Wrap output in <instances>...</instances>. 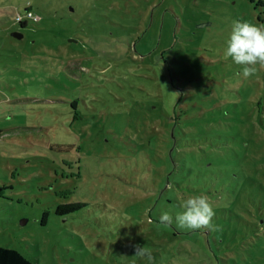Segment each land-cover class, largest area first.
<instances>
[{
  "label": "rangeland",
  "instance_id": "obj_1",
  "mask_svg": "<svg viewBox=\"0 0 264 264\" xmlns=\"http://www.w3.org/2000/svg\"><path fill=\"white\" fill-rule=\"evenodd\" d=\"M28 1L0 0V245L35 264H149L135 245L152 264H264V69L223 58L264 0H59L34 11L90 19L54 48L15 21ZM196 195L217 231L175 226ZM68 201L86 204L57 214Z\"/></svg>",
  "mask_w": 264,
  "mask_h": 264
},
{
  "label": "clouds",
  "instance_id": "obj_2",
  "mask_svg": "<svg viewBox=\"0 0 264 264\" xmlns=\"http://www.w3.org/2000/svg\"><path fill=\"white\" fill-rule=\"evenodd\" d=\"M226 45L223 58L225 60L231 58L237 65H242L241 75L244 79L264 69V24L233 21ZM180 207L183 211L175 214V226L178 229L218 230L219 226L213 224L214 206L206 195L191 196L182 201ZM160 222L171 224L173 216L169 212H163ZM134 248V256L146 259L149 264H152L154 257L151 250L139 245H135Z\"/></svg>",
  "mask_w": 264,
  "mask_h": 264
},
{
  "label": "trees",
  "instance_id": "obj_3",
  "mask_svg": "<svg viewBox=\"0 0 264 264\" xmlns=\"http://www.w3.org/2000/svg\"><path fill=\"white\" fill-rule=\"evenodd\" d=\"M57 1L59 0H36V7L33 6L29 1L26 3L25 6V11L27 9L32 10L36 15H38L37 20H32V19H21V20H16L15 16V21L18 22L22 27H27L28 26V21H33L39 25H41L40 29L37 30H32V32L37 33V37H41V39L45 40L48 45H50L52 48L54 47H59V44L61 42H67V38L69 36H78L77 41H72V45H77L79 44V32L81 31V25L79 26V19L81 15L78 12V9L75 7H72V10L67 11L68 14H70V17H59V16H43L37 13V11H34V7L36 10L42 8L46 12L47 9L50 11V14L56 13L57 12ZM82 7L80 4L78 8ZM90 8V7H88ZM68 10V9H67ZM85 11V10H84ZM76 16H80L79 19L75 18ZM83 20V24H87L88 20L87 18L81 17ZM48 25H51L48 27ZM13 36V35H12ZM14 37V36H13ZM70 42V41H69ZM15 49V48H14ZM58 49V48H57ZM42 54L46 55L48 58V62L50 61V64L53 62L54 65L57 63L61 64L60 66L65 65L67 62V58H64L62 54L56 55L54 53H45L42 52ZM60 57V58H59ZM55 58L60 59V62L56 61ZM71 105L75 107L76 105V99L71 101ZM64 193V192H63ZM65 194V193H64ZM86 203L83 201H68L65 203H60L56 207V213L60 215H64L68 212H73L75 210L80 209L82 206H84ZM49 216V211L45 210L43 213L42 217V223L45 224ZM71 263V261H69ZM0 264H35L33 260H31L28 256H26L24 253H22L19 249L15 247H9V246H4L0 245Z\"/></svg>",
  "mask_w": 264,
  "mask_h": 264
},
{
  "label": "built area",
  "instance_id": "obj_4",
  "mask_svg": "<svg viewBox=\"0 0 264 264\" xmlns=\"http://www.w3.org/2000/svg\"><path fill=\"white\" fill-rule=\"evenodd\" d=\"M32 19V20H37L38 15H36L32 10L27 9L24 14L18 13L16 16V20H21V19Z\"/></svg>",
  "mask_w": 264,
  "mask_h": 264
},
{
  "label": "water",
  "instance_id": "obj_5",
  "mask_svg": "<svg viewBox=\"0 0 264 264\" xmlns=\"http://www.w3.org/2000/svg\"><path fill=\"white\" fill-rule=\"evenodd\" d=\"M12 35L17 37V38H22L23 37V33L19 32V31H14L12 32ZM69 41H77V39L75 38H69Z\"/></svg>",
  "mask_w": 264,
  "mask_h": 264
}]
</instances>
